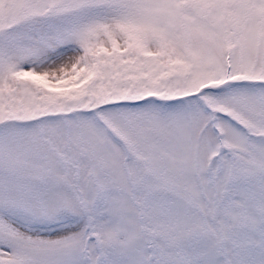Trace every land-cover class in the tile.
I'll return each instance as SVG.
<instances>
[{
    "label": "snow or ice",
    "instance_id": "1",
    "mask_svg": "<svg viewBox=\"0 0 264 264\" xmlns=\"http://www.w3.org/2000/svg\"><path fill=\"white\" fill-rule=\"evenodd\" d=\"M0 264H264V0H0Z\"/></svg>",
    "mask_w": 264,
    "mask_h": 264
}]
</instances>
